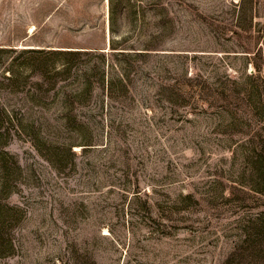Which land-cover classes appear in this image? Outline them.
Here are the masks:
<instances>
[{"label": "rangeland", "instance_id": "obj_1", "mask_svg": "<svg viewBox=\"0 0 264 264\" xmlns=\"http://www.w3.org/2000/svg\"><path fill=\"white\" fill-rule=\"evenodd\" d=\"M0 48V264H264V0H0Z\"/></svg>", "mask_w": 264, "mask_h": 264}, {"label": "trees", "instance_id": "obj_2", "mask_svg": "<svg viewBox=\"0 0 264 264\" xmlns=\"http://www.w3.org/2000/svg\"><path fill=\"white\" fill-rule=\"evenodd\" d=\"M5 49H3V48H0V52L1 51H4ZM67 53H69V54H73L72 52H70V51H67Z\"/></svg>", "mask_w": 264, "mask_h": 264}]
</instances>
